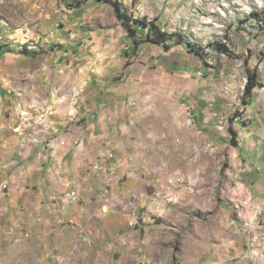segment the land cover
<instances>
[{"label":"rangeland","instance_id":"obj_1","mask_svg":"<svg viewBox=\"0 0 264 264\" xmlns=\"http://www.w3.org/2000/svg\"><path fill=\"white\" fill-rule=\"evenodd\" d=\"M152 25L165 32L162 43L147 39ZM260 58L264 0H0V160L22 163L28 143L43 139L48 148L63 134L69 140L59 143L73 145L71 176L78 161L84 175L116 179L97 195L85 186L98 202L93 228L64 255L68 264H83L97 234L104 243L88 251L89 264L101 256L111 264H264V202L236 173L241 159L258 158L229 132L255 120L251 97H242L246 64ZM116 108L129 113V132L100 139L97 114ZM123 143L127 168L115 152ZM128 173L129 191L118 190ZM115 213L124 222L117 235L106 230ZM21 232L0 228V241L22 246ZM7 245L0 264L23 254L33 264L30 250Z\"/></svg>","mask_w":264,"mask_h":264},{"label":"crops","instance_id":"obj_2","mask_svg":"<svg viewBox=\"0 0 264 264\" xmlns=\"http://www.w3.org/2000/svg\"><path fill=\"white\" fill-rule=\"evenodd\" d=\"M258 48V47H257ZM259 49V48H258ZM261 49V48H260ZM260 51V50H257ZM258 53V52H257ZM248 64V63H247ZM249 65V64H248ZM251 65V66H250ZM250 67H257L261 86L256 87L253 90L252 96L247 104V113L252 115L255 119L251 126H246L241 134L240 128L234 129L237 132L236 140L238 146L246 143V147L253 151L252 156L258 158L257 162L254 164H249L245 161L242 164V159L237 164L236 173L244 180L246 184V191L249 192L251 196L254 197L255 202H264V58L255 60ZM114 109V108H113ZM118 110V108H116ZM97 121H94V131L98 126L99 129H103L98 133L100 139L102 136L107 134L108 131L114 134V136L119 138L124 132H129V113L116 111L99 112L97 114ZM214 116H209V119H213ZM196 123V122H195ZM108 125V129H106ZM24 136L31 135L29 131H23ZM49 132V131H48ZM258 132H260L258 135ZM46 133V132H43ZM20 136V135H18ZM17 137V141L20 143V137ZM60 139L69 138L68 136H57ZM54 137V141H49L46 143L48 148L41 145L43 139L38 143H28L29 144V155L28 160L20 163L19 160L7 159V157L0 160V228H9L15 232L27 231L29 234L25 236L23 232L21 245L13 244L11 240L1 238L0 241V257L6 258L9 254L7 253V244H11L14 248L19 250L28 249L34 255L33 264H53V257L57 256L61 258V264H68L65 259V254L67 251L73 249L74 245L80 240L86 239V232L89 228H93L89 222L91 217L95 215L92 210V205L98 203L96 200L92 202L89 193L90 191L85 189L87 184H93V193L98 194L103 188V181L109 182L116 181L112 175H84V171L78 167L80 164L78 161L74 164L77 165V176H71L70 167L72 161L69 160L70 150L73 145L66 142V144H60L58 138ZM28 137H26L27 139ZM73 139V138H72ZM70 139V140H72ZM120 139V138H119ZM69 140V139H68ZM242 140L244 142H242ZM66 141V140H65ZM40 143V144H39ZM127 143L116 144L115 149L117 162L119 167H129V148H127ZM257 145H260L263 150L258 151ZM43 147V148H42ZM99 144L97 154L101 155V150L106 148H101ZM241 147V146H240ZM10 152H22L19 146L7 145ZM25 148V147H24ZM23 148V149H24ZM1 149V148H0ZM242 151V147H241ZM84 164V163H83ZM85 166V165H84ZM16 169H13V168ZM68 173L66 172V169ZM259 169V170H258ZM12 172L14 174H12ZM76 171L73 172L75 175ZM105 173V172H104ZM127 178L123 179L121 185L118 186V190L124 192V190L129 191V173ZM91 177V178H90ZM250 182V183H249ZM7 184V189L3 190L1 186ZM86 186V187H85ZM78 187L80 193V200L78 202H68L64 199H60V194L64 191L71 190ZM81 189H84L82 191ZM116 186L114 185V189ZM117 190V188L115 189ZM118 190L116 192H118ZM102 194V193H101ZM103 195V194H102ZM117 196V194H116ZM97 198V197H96ZM98 200V199H97ZM101 202V200H98ZM102 207V206H101ZM114 213V211L112 212ZM107 213H103L100 208V216L106 218ZM73 220L70 222L69 220ZM119 219L116 213L111 215V220L115 224H112L106 228L111 229V233L117 235L121 228H123L124 220L120 221L123 224H118ZM122 220V219H121ZM117 221V222H116ZM119 222V223H120ZM73 223V224H72ZM120 228V229H119ZM98 232L102 231L101 228L97 229ZM54 233L53 237L51 234ZM130 232V231H129ZM91 239V238H90ZM94 243L88 245L90 250L95 251L101 250L103 241L100 239V235L97 234L93 236ZM130 241V239H129ZM4 244V246H2ZM113 243H107L109 248H113ZM10 245V246H11ZM99 245V246H98ZM120 246H123L121 243ZM88 251L82 252V263L89 264L87 256ZM87 252V253H86ZM20 256L22 254L18 253ZM6 259H4L5 262ZM63 260V261H62ZM108 261V262H107ZM15 264H31L25 259V254L16 259ZM93 264H111V261L105 259L101 256L99 260L95 261Z\"/></svg>","mask_w":264,"mask_h":264},{"label":"trees","instance_id":"obj_3","mask_svg":"<svg viewBox=\"0 0 264 264\" xmlns=\"http://www.w3.org/2000/svg\"><path fill=\"white\" fill-rule=\"evenodd\" d=\"M115 10L117 12V16L121 18L122 13L120 12V8L118 4H115ZM152 27L155 30V34L152 35L149 32L147 34V39L152 41L153 43H162L166 37L165 32L161 31L160 28H158L156 25H152ZM134 31L135 30H132L133 33ZM245 70H246L247 81L244 86L243 97H242V101L244 104H246L248 102V99L252 96L253 90L256 87L261 86L257 67H250L248 64H246ZM229 132H230V138L232 144H236V135H237L236 130H234L231 126H229Z\"/></svg>","mask_w":264,"mask_h":264},{"label":"built area","instance_id":"obj_4","mask_svg":"<svg viewBox=\"0 0 264 264\" xmlns=\"http://www.w3.org/2000/svg\"><path fill=\"white\" fill-rule=\"evenodd\" d=\"M2 189L3 190L7 189V185H3ZM60 199H64V201H68V202H75L76 199H78V193L75 189L67 190V191H64L60 194ZM109 209H110L109 204H103L102 205V211L103 212H108ZM69 221L73 222L72 219ZM16 240H19V239H16ZM54 264H60V262H55Z\"/></svg>","mask_w":264,"mask_h":264}]
</instances>
